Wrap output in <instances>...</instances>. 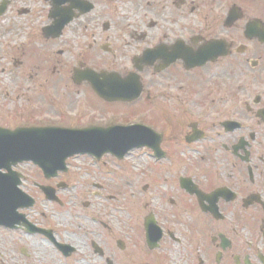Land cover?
Wrapping results in <instances>:
<instances>
[{
    "label": "flooded vegetation",
    "instance_id": "flooded-vegetation-1",
    "mask_svg": "<svg viewBox=\"0 0 264 264\" xmlns=\"http://www.w3.org/2000/svg\"><path fill=\"white\" fill-rule=\"evenodd\" d=\"M0 52L12 72H65L60 78L69 85L77 71L139 74L143 94L127 106L151 110L135 116H145L141 122L162 136V159L148 151L153 172L171 179L173 191L153 192L161 203L151 213L165 233L158 249L148 246L145 233L148 254L133 263L264 264V0H0ZM0 98L9 99L3 84ZM86 107L99 119L78 126L127 124ZM7 110H0L1 127H9ZM31 116L20 120L41 127L30 125ZM29 179L42 196L32 195L38 206L39 177L25 179L22 189ZM176 203L194 217L184 257L163 215ZM31 225L35 233L23 232L45 244ZM90 247L94 258L109 263L103 250ZM127 249L122 244L121 264H129Z\"/></svg>",
    "mask_w": 264,
    "mask_h": 264
},
{
    "label": "rangeland",
    "instance_id": "rangeland-1",
    "mask_svg": "<svg viewBox=\"0 0 264 264\" xmlns=\"http://www.w3.org/2000/svg\"><path fill=\"white\" fill-rule=\"evenodd\" d=\"M4 57L7 58L6 55L0 52V85L3 84L9 89V99L0 98V110L8 111L7 109L9 108V113L11 112L13 117L9 115L11 120L4 122L6 125L9 123V127L17 123V117H19V120L31 115L37 117V113L40 116H44L46 120L49 117L57 118L65 113H71L73 115V123L99 119L91 115L86 105L102 115H116L118 118L134 116L140 112L151 114L148 106L142 107L137 106V104L131 106L122 104L104 105L93 98L90 88L87 89L85 86H83L85 88L81 86L80 89L75 87L69 89L68 82L62 79L65 77V72L56 77L48 71L44 74L36 75V72L28 70L25 76L17 70L12 72L6 61H1ZM30 74L35 76L34 79L30 78ZM38 80L43 83L42 86L36 83ZM27 87H29V90H26ZM50 93L51 95H49ZM40 95L46 96V102L38 99ZM89 96L90 99L88 98ZM32 97L34 98L33 100L31 99ZM83 98H87L88 101H85L84 107H79ZM30 99L31 101L29 102ZM30 112L37 113L31 114ZM9 113L5 112V114ZM142 153L144 152L135 151L125 161L109 160L107 164H101L102 168L111 166L112 172L118 173L116 176H104L103 173H100L95 168L92 169L89 162L84 159L80 160V164H73V167H75L73 174L62 175L58 178L57 182L65 180L68 184H75V187L71 188L70 191H62L58 194L59 197L62 196V207H59V204H45L43 201L32 210L33 218L36 221L39 220V224H51L55 221L56 225H63L64 229L61 228V233L57 235V238L61 241L68 237L89 239L85 242L86 245L82 247L83 252L77 249V252H74L69 260H65L58 253H51L52 257L51 255L46 258L40 255L36 257L35 254L40 252V247H44L40 239H37L36 243L33 244L25 242L20 234L3 236L0 233V264H31L32 260H37L36 264H53V262L56 264H106L104 261L98 260V257L94 258L90 241L101 247L100 249L106 253V258L110 259V261L112 260L113 264H120L122 262L120 258L122 254L118 251L117 244L112 245L110 241L121 239L125 241L127 234L131 241L130 251L134 259L147 255L148 253L142 248L145 244V222L148 217H144L146 203L151 202L148 197H151L155 190L159 192L163 183L159 184L156 189L153 186L151 189L143 191L148 187L146 185L149 180L147 175L150 176L153 164L148 161L149 159L146 155L142 156ZM161 166H164V164H161ZM134 168L139 172L134 173ZM23 171L29 175L28 178L39 177L37 182L40 185L54 184V182L50 183L40 179V177H43L42 173L32 165L23 167ZM122 178L133 183L131 188L123 189V195L118 193L119 191L121 192V188L119 190L114 188L120 186L119 182ZM31 180H28L29 184L24 185V189L29 190L31 195L41 198L42 196L37 195L31 187ZM96 182L102 183L104 187L99 190L101 193L100 197H91L89 194L90 191L92 194L95 193L93 185ZM171 191L173 190L171 189ZM153 200V207L154 205L160 207L161 201L152 198ZM179 201L185 205L183 198L179 199ZM119 203L130 205L134 211H137L135 213L132 212L133 210L126 211L122 206L118 205ZM176 205V207L171 206V212L168 211L163 215L167 217L168 222L171 221L173 235L180 241V245L177 246L181 251L180 256L184 257L185 253L183 250L185 246H188L186 240L188 229L191 226L189 225L191 221L188 223V220L194 217L181 213L180 210L182 208L178 203ZM119 210H123V218H120ZM148 211H150V208ZM42 214L49 216L44 222ZM54 214L55 216L52 217ZM140 216L144 217L141 222ZM171 244L174 243L171 242ZM24 250H26L28 255H26ZM126 252L129 257L127 250ZM51 258H53V261Z\"/></svg>",
    "mask_w": 264,
    "mask_h": 264
},
{
    "label": "water",
    "instance_id": "water-1",
    "mask_svg": "<svg viewBox=\"0 0 264 264\" xmlns=\"http://www.w3.org/2000/svg\"><path fill=\"white\" fill-rule=\"evenodd\" d=\"M129 87L128 93H119L112 85H109L110 90L104 92L102 96L109 100H121V98L127 101L134 100L139 96V92H135L136 89L133 86ZM137 130L136 127H132L83 131L85 136H66L64 137L66 140L58 142L54 138L67 132L45 130L9 132L0 129V169L9 170L11 166L24 161H33L46 169L44 158H49L46 154L53 153L56 156L51 157L50 160L57 158L61 162L76 153H90L97 156L111 153L122 158L137 145L148 144L143 133ZM4 185H7V182L1 178L0 186Z\"/></svg>",
    "mask_w": 264,
    "mask_h": 264
},
{
    "label": "bare ground",
    "instance_id": "bare-ground-1",
    "mask_svg": "<svg viewBox=\"0 0 264 264\" xmlns=\"http://www.w3.org/2000/svg\"><path fill=\"white\" fill-rule=\"evenodd\" d=\"M129 157H131V156H127V158H129ZM137 172H139V171L134 168V173H137ZM128 187H130V185H128ZM148 198H150V196ZM153 204H154L153 201L147 202L146 203V209L151 208V205H153ZM118 205L122 206L123 209H125L126 211H132L133 210V208L130 205H127V204L126 205L125 204L122 205V203H119ZM133 212L135 213L136 211L133 210ZM119 216H120V218H123V212H119ZM19 227H23L25 230L27 229L28 231L32 230L31 215H27L25 217V219L19 223V225L15 226L13 228L12 233H9V234L17 235L19 233V231H20V230H18ZM21 231H23V230H21ZM20 235L22 236V238L24 240H29V239H35L36 238V237L34 238L33 236H29L28 234H26V232H20ZM65 242L69 243V244H73V245H75V247H80V248L85 245V243H84L85 239H83V238H73V239L72 238H66ZM43 245H44V247H40V252H37L35 254L36 257H37V255H40L43 258H46V257H49V255H51V253H54L53 252V248L51 246L48 248L47 247L48 244H43ZM51 257H52V255H51ZM51 259L53 261V258H51ZM36 263H37V260H32L31 261V264H36ZM53 264H56V263L53 262ZM60 264H63V263H60Z\"/></svg>",
    "mask_w": 264,
    "mask_h": 264
}]
</instances>
